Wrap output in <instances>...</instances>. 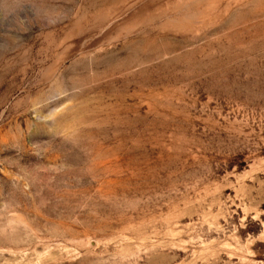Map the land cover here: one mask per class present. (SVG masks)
Masks as SVG:
<instances>
[{
  "label": "rangeland",
  "instance_id": "obj_1",
  "mask_svg": "<svg viewBox=\"0 0 264 264\" xmlns=\"http://www.w3.org/2000/svg\"><path fill=\"white\" fill-rule=\"evenodd\" d=\"M0 264H264V0H0Z\"/></svg>",
  "mask_w": 264,
  "mask_h": 264
}]
</instances>
